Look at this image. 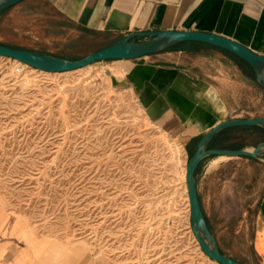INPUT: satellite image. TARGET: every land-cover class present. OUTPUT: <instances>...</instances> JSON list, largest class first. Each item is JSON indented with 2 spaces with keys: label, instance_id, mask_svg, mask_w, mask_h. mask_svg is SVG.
Instances as JSON below:
<instances>
[{
  "label": "rangeland",
  "instance_id": "obj_1",
  "mask_svg": "<svg viewBox=\"0 0 264 264\" xmlns=\"http://www.w3.org/2000/svg\"><path fill=\"white\" fill-rule=\"evenodd\" d=\"M68 29L46 0L0 13V42L13 47L75 59L112 40ZM119 63L46 72L0 55V205L20 218L16 233L36 253L45 242L38 238L52 245L45 262L221 264L191 225L184 174L199 138L186 142L177 127L152 118L138 93L114 77L124 73ZM216 157L203 159L197 179L212 231L223 252L260 264L249 245L258 197L248 176L260 171L236 156L214 164Z\"/></svg>",
  "mask_w": 264,
  "mask_h": 264
},
{
  "label": "crops",
  "instance_id": "obj_2",
  "mask_svg": "<svg viewBox=\"0 0 264 264\" xmlns=\"http://www.w3.org/2000/svg\"><path fill=\"white\" fill-rule=\"evenodd\" d=\"M46 1L65 19L70 32L83 29L108 34L112 38L109 44L131 31L180 28L219 33L264 54V0ZM119 60L115 68L124 73L113 72L114 77L138 93L152 118L177 127L186 142L200 139L224 119L264 117V87L254 69L223 47L184 41L160 52ZM260 100L262 107L256 104ZM236 157L252 171H260L248 175L255 184L252 194L258 197L249 245L264 264V162L249 156ZM241 180L236 176L234 188ZM16 221L20 218L0 205V264H62L61 259L45 262V252L52 245L38 238L45 242L36 253L35 247L16 233ZM86 264H110V260L94 256Z\"/></svg>",
  "mask_w": 264,
  "mask_h": 264
},
{
  "label": "water",
  "instance_id": "obj_3",
  "mask_svg": "<svg viewBox=\"0 0 264 264\" xmlns=\"http://www.w3.org/2000/svg\"><path fill=\"white\" fill-rule=\"evenodd\" d=\"M20 1L22 0H0V13ZM184 41L206 42L237 54L252 66L258 82L264 87V54L256 52L231 37L204 30L165 28L131 31L113 43L75 59L32 49L13 47L1 42L0 55L18 59L38 69L54 72L85 67L94 61L103 59L138 58L166 50ZM241 125H259L264 128V117H232L216 123L201 136L186 166V185L190 202L192 229L204 252L211 259L221 264L242 263L222 251L203 210L196 171L205 157L213 155L249 156L261 159L264 162V140L256 145L246 144L238 148L213 146L211 144L213 138L221 130Z\"/></svg>",
  "mask_w": 264,
  "mask_h": 264
},
{
  "label": "trees",
  "instance_id": "obj_4",
  "mask_svg": "<svg viewBox=\"0 0 264 264\" xmlns=\"http://www.w3.org/2000/svg\"><path fill=\"white\" fill-rule=\"evenodd\" d=\"M174 47V46H173ZM170 47V48H173ZM253 135L252 139H247V135ZM264 138V128L259 125L231 126L221 130L212 140L213 146L238 148L248 143L257 144ZM196 171V176L199 171Z\"/></svg>",
  "mask_w": 264,
  "mask_h": 264
},
{
  "label": "bare ground",
  "instance_id": "obj_5",
  "mask_svg": "<svg viewBox=\"0 0 264 264\" xmlns=\"http://www.w3.org/2000/svg\"><path fill=\"white\" fill-rule=\"evenodd\" d=\"M17 62H21L20 60L18 59H15ZM26 64V63H25ZM82 68V67H80ZM80 68H76V69H72V70H65V71H54V72H71V71H74V70H78ZM40 70H43V69H40ZM43 71H46V72H53V71H47V70H43ZM217 157L215 158V161H214V164L219 161V160H223V159H227V158H230L231 156L230 155H216ZM184 178H185V184H186V173L184 174ZM186 189H187V194H188V188H187V185H186ZM189 198V196H188ZM190 204V202H189Z\"/></svg>",
  "mask_w": 264,
  "mask_h": 264
}]
</instances>
